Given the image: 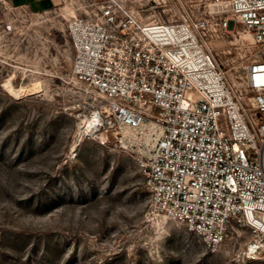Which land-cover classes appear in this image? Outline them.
<instances>
[{
	"label": "rangeland",
	"instance_id": "374dc122",
	"mask_svg": "<svg viewBox=\"0 0 264 264\" xmlns=\"http://www.w3.org/2000/svg\"><path fill=\"white\" fill-rule=\"evenodd\" d=\"M129 2L145 17H182L175 0ZM63 6L0 1V264H264L247 252L249 231L211 251L185 224L154 215L137 138L84 128L100 97L73 77L66 25L76 12ZM211 45L240 87L257 58L252 34L231 20ZM34 83L40 91L12 93Z\"/></svg>",
	"mask_w": 264,
	"mask_h": 264
},
{
	"label": "built area",
	"instance_id": "2783aa9c",
	"mask_svg": "<svg viewBox=\"0 0 264 264\" xmlns=\"http://www.w3.org/2000/svg\"><path fill=\"white\" fill-rule=\"evenodd\" d=\"M175 1L178 19L145 17L129 0H63L76 12L73 77L100 97L87 119L95 134L157 124L139 157L154 215L211 251L244 229L248 254L264 255V0ZM231 20L259 46L238 88L211 45Z\"/></svg>",
	"mask_w": 264,
	"mask_h": 264
},
{
	"label": "bare ground",
	"instance_id": "6f19581e",
	"mask_svg": "<svg viewBox=\"0 0 264 264\" xmlns=\"http://www.w3.org/2000/svg\"><path fill=\"white\" fill-rule=\"evenodd\" d=\"M40 90H41L40 85L38 83H34V85L31 86L22 85L20 87L13 88L12 93L15 94L16 96H20L21 94H25L28 92H37ZM84 128L86 130L93 129V123L90 119L87 118L84 119ZM139 131H141V134H139ZM120 132H121L120 136L122 139L127 137V135H129L131 139L137 138V141L140 142L141 150L145 151L146 153H149V150L152 148L157 137L160 135V127L157 124H155L153 121H147L144 124H142L141 127L139 128L126 127L122 129Z\"/></svg>",
	"mask_w": 264,
	"mask_h": 264
},
{
	"label": "crops",
	"instance_id": "0c3cea01",
	"mask_svg": "<svg viewBox=\"0 0 264 264\" xmlns=\"http://www.w3.org/2000/svg\"><path fill=\"white\" fill-rule=\"evenodd\" d=\"M13 6L23 7L27 6L32 11L43 12L51 10L52 8L61 5L63 0H6Z\"/></svg>",
	"mask_w": 264,
	"mask_h": 264
}]
</instances>
